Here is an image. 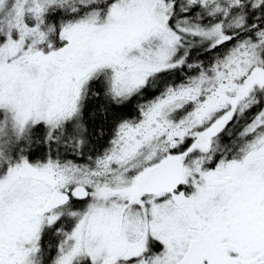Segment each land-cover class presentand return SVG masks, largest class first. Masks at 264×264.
I'll use <instances>...</instances> for the list:
<instances>
[{"label":"snow or ice","instance_id":"1","mask_svg":"<svg viewBox=\"0 0 264 264\" xmlns=\"http://www.w3.org/2000/svg\"><path fill=\"white\" fill-rule=\"evenodd\" d=\"M0 264H264V0H0Z\"/></svg>","mask_w":264,"mask_h":264}]
</instances>
